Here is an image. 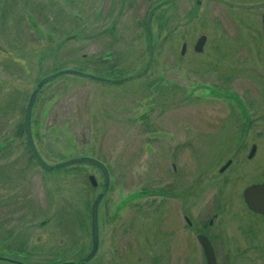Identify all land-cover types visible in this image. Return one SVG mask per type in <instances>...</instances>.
<instances>
[{"label":"rangeland","instance_id":"1","mask_svg":"<svg viewBox=\"0 0 264 264\" xmlns=\"http://www.w3.org/2000/svg\"><path fill=\"white\" fill-rule=\"evenodd\" d=\"M7 1L5 27L0 24V174L8 179L0 185V202L13 200L16 208L5 213L0 207V264H55L86 254L89 228L81 232L79 220L88 223L89 207L101 192L94 166L45 172L29 161L20 128L36 83L67 69L89 74L96 68L97 78L109 80L112 72L120 79L139 74L150 44L152 63L138 79L115 86L67 74L47 82L31 106L30 129L46 164L86 156L110 171V191L97 208L110 219L101 223L98 218L97 256L86 264H156L153 252L160 248L152 243L151 203L163 200L149 197L148 189L174 184L183 171L203 165L206 158L195 157L208 150L209 126L227 115L223 99L206 97L204 91L237 95L250 84L264 90V0H132V11L121 5L116 16L121 43L109 51L102 49L106 39L85 40L86 17L97 16L99 0ZM158 4L149 42L146 13ZM201 35L206 36L203 51L193 53ZM183 42L185 56L180 57ZM262 105L257 113L262 134L255 137L262 153L252 166L264 162ZM20 172L23 177L17 179ZM87 175L94 177V189ZM137 192V200L129 198ZM21 199L35 203L28 218L21 214ZM122 254L123 261H110V255Z\"/></svg>","mask_w":264,"mask_h":264},{"label":"flooded vegetation","instance_id":"2","mask_svg":"<svg viewBox=\"0 0 264 264\" xmlns=\"http://www.w3.org/2000/svg\"><path fill=\"white\" fill-rule=\"evenodd\" d=\"M99 1L101 4L96 10V15L100 22L97 24L93 23V18L97 19V16L93 18L86 17L85 40L93 42L98 38L106 39V45L102 49L109 51L121 43L119 19H116V16L122 10V6H124L123 11H132V0ZM8 4L9 1L0 0V24H2V29L5 27L4 21L9 12ZM263 14L260 15V32H262L264 43ZM145 23L144 30L147 37ZM204 37L206 41V36ZM182 45L185 46V43L183 42L180 47ZM193 49L194 46L192 47ZM185 50L186 46L184 47V52ZM180 51L179 56H185L184 52L180 55ZM193 53L196 52L193 50ZM108 69H112V65ZM88 72L93 73L94 76L99 75L96 68H92ZM114 73H111L110 80L103 79L109 81L108 85H121L123 82H111L123 78L121 77L120 79L119 75ZM136 75L129 77L131 79L140 78L135 77ZM258 85H244L243 96L241 93L238 94V92L237 95L231 93L223 94L221 90L216 88H210L207 92L204 91L206 97L211 96L215 99H223L222 102L227 110V115L223 118V121L209 126V132L206 133L208 136L206 141L208 150L199 151V154L196 153L198 156L195 158L204 157L207 160L203 159V165L194 167L189 173L183 171L182 176H179L177 180L178 182L174 184L166 182L160 190L148 189L149 197L163 200L159 201V203H151L152 210L150 215L151 219H153V230L156 233L153 236L155 238L152 243L160 248L153 252L156 264H264V203H255L258 206L256 207L258 210L254 211L247 204V195L243 194L244 190L250 186L264 184V162L260 160L255 166H252L253 162H255L254 160L262 153V150L259 149L260 146L256 144L259 142L255 139V137H260L262 134V128L259 125L261 120L257 117L260 109L259 105L261 104H263L262 114L264 117V90L262 86ZM237 90L239 91L240 88ZM252 90H254V96H252ZM20 129L25 140L23 123ZM154 136L156 137L157 135ZM27 150L29 151V161H31L32 165L40 168L36 160H34L31 151ZM37 155L40 157L38 152ZM75 166L77 165H71L65 169L72 172V170H76ZM102 166L106 168L108 181L104 191V179L101 171L97 169V173L102 179V184L100 187L101 192H98L94 198L98 194L103 193L99 204L102 202L106 192L110 191L112 180L109 169L105 164H102ZM171 170L173 173L176 171L173 164H171ZM18 176L17 179L23 177V172L18 173ZM88 176H86V179ZM7 179L8 177L0 174V185L4 184L5 186L4 181ZM96 185L95 181V186L90 187L94 189ZM138 193L130 194L129 198L131 199L134 195L136 197L133 196V198L136 199ZM13 203V200L9 203L0 202V207L6 213V208H16ZM34 204L27 199H21V214H27L26 218L31 216V206ZM90 207L88 210V223L82 222L79 217L80 225L78 229L81 232L89 228L90 233ZM116 209L118 208L116 207ZM35 212L38 213L36 210ZM109 215L108 212L100 214L97 211V249L99 247L98 218L100 217L101 223H106L110 219ZM162 215L166 219V224L164 225L165 230L163 229L160 232L157 225ZM27 236L26 241L30 244L29 232ZM89 236L88 251L92 245L91 233ZM70 247L72 248V246ZM70 249L67 247L61 252L64 253V251ZM97 249L95 256L91 260L97 256ZM88 251L86 254L79 255L71 260L60 261V263L56 262L55 264H79L86 257ZM119 258L120 261H123L127 256L123 254L119 256L110 255V259H112L110 261L114 262L115 260L113 259L118 261ZM162 258L166 262H162ZM12 263L16 264L15 262Z\"/></svg>","mask_w":264,"mask_h":264},{"label":"water","instance_id":"3","mask_svg":"<svg viewBox=\"0 0 264 264\" xmlns=\"http://www.w3.org/2000/svg\"><path fill=\"white\" fill-rule=\"evenodd\" d=\"M168 2H171V0H168ZM195 3L198 5V1H195ZM160 7V4L156 5L155 7L151 8L150 11L147 13V18H146V23H145V27H146V31H147V37L149 39H151V32H150V21L152 18V14L153 12L158 9ZM262 24H263V32H264V20H262ZM204 43H205V37L204 36H200L196 39L195 43H194V52L196 53H201L202 49L204 47ZM184 45H182L181 47V51H180V55L183 54L184 52ZM149 48V53H148V61L146 63V65L144 66V68L142 69V72L137 74L135 77H141L143 74H145L148 70V67L150 66L151 62H152V55H153V48L151 45L148 46ZM67 74H71L74 76H80L83 78H87V79H92L94 81H98V82H106L108 83L109 81L103 79V78H97L95 76L92 75H88L85 73H82L80 71H74V70H61L58 71L54 74L51 75H47L46 77L40 79L37 83H36V87L35 89L29 94V98L27 100L26 103V108L23 114V129H24V134H25V140L27 142V146L28 149L31 151L32 156L34 157V160H36L37 164L40 166V168L44 171L50 172L52 169H61L62 167H69L71 165H75V164H88L90 166H94L95 168H98L103 176L104 179V191H105V187L107 185V172H106V168H104L101 163L99 161H97L96 159H92L89 157H84L82 156V158H72L71 160H67V161H62L61 163H57L54 165H47L43 162V160L40 159V157H38L36 150L34 149L33 143H32V139L30 137V129H29V116H30V112L32 109V104L35 101L36 98V94L38 93V91L49 81L57 78V76L60 75H67ZM131 77H127V78H122L121 80L118 81H111L114 83H121L125 80H130ZM88 182L90 184L91 187L95 186V179L94 177H92L91 175H89L87 177ZM140 193H138L139 196ZM243 194L246 196L247 195V204L249 205V207L256 211L258 210L256 207L257 204L255 203H264V184L261 185H254V186H250L248 188H246L243 192ZM103 193L98 194L95 198H94V202L92 203L91 207H90V233H91V248L89 250V252L87 253L86 257L84 259H82V261L80 263H87V261H89L91 258H93L95 256V252L97 249V222H96V214H97V207L98 204L100 202V199L102 198ZM256 208V209H255Z\"/></svg>","mask_w":264,"mask_h":264},{"label":"trees","instance_id":"4","mask_svg":"<svg viewBox=\"0 0 264 264\" xmlns=\"http://www.w3.org/2000/svg\"><path fill=\"white\" fill-rule=\"evenodd\" d=\"M79 70H80V69H79ZM80 71L84 72L83 70H80Z\"/></svg>","mask_w":264,"mask_h":264}]
</instances>
